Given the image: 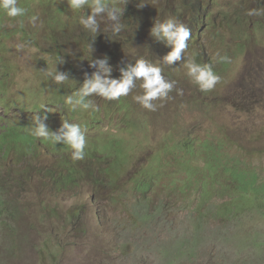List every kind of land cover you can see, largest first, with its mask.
Listing matches in <instances>:
<instances>
[{
  "label": "rangeland",
  "instance_id": "rangeland-1",
  "mask_svg": "<svg viewBox=\"0 0 264 264\" xmlns=\"http://www.w3.org/2000/svg\"><path fill=\"white\" fill-rule=\"evenodd\" d=\"M117 2L125 10L119 34L105 17L93 35L67 0H18L27 5L24 17L0 11V264H264V0H128L129 8L126 0ZM146 5V15L129 13ZM250 9L257 13L249 16ZM32 15L39 16L36 27ZM168 18L188 26L191 37L184 62L157 64L171 50L150 30ZM224 55L230 63L220 62ZM105 56L111 78L144 58L175 86L153 101L155 111L134 99L143 94L142 81L116 100L92 96L96 111H70L66 97L83 85L85 73L96 71L89 60ZM57 57L65 61L57 69L70 73L59 85L41 71L55 69ZM83 57L84 64L75 61ZM189 60L212 66L221 77L214 89L201 91L192 81ZM38 112H46L43 122L53 132L63 118L81 124L84 163L73 161L66 145L29 133ZM135 117L139 124L131 129ZM171 125L180 126L174 142L232 140L236 145L227 143L226 154L248 162L239 169L254 167L260 179L229 181L220 159L212 169L213 159H204L217 149L198 148L197 141L191 145L198 163L185 159L187 151L160 156ZM71 166L83 171L82 179L67 185ZM106 175L121 184L114 187ZM137 184L150 191L136 193ZM208 191H223L210 203L216 218L202 206ZM233 196L234 204L218 209ZM143 202L150 206L144 213Z\"/></svg>",
  "mask_w": 264,
  "mask_h": 264
},
{
  "label": "clouds",
  "instance_id": "clouds-1",
  "mask_svg": "<svg viewBox=\"0 0 264 264\" xmlns=\"http://www.w3.org/2000/svg\"><path fill=\"white\" fill-rule=\"evenodd\" d=\"M127 2L128 0H126L125 3ZM67 4L73 12L80 13L79 24H81L93 35L98 33L100 30L98 18L104 19L106 17L109 21L113 22L111 24V31L113 34H119L125 27L120 22L125 10L119 5L117 0H111V2L110 0H67ZM126 6L129 8L131 3H127ZM142 7L143 6L138 7L134 11H129V13L132 14L133 12H136L140 15H146L147 12H150V8L147 5L145 6V10H142ZM85 9L89 11L86 12L84 11ZM0 11H2L8 18L24 17L27 13V9L18 4V0H0ZM256 13V9H250L248 11L249 16L255 15ZM38 19V15H32L29 17V23H31L33 27H36ZM150 34L158 40L165 42L166 47H164V51L171 50L165 57L161 55L160 61H158L157 64H161V61L169 65L179 60L183 62L185 61L182 54L188 47V41L191 37V30L188 26L174 18H168L163 21L155 20L150 30ZM94 42L95 40L88 45L92 53L94 52ZM219 60L220 62H231V58L227 55L220 56ZM75 61H78L80 64H84L78 59H75ZM64 62V57H57L55 69H42L41 71H43L46 76L54 80L56 84H64L66 81H69L70 73L59 71L57 69V64H63ZM157 64H154L144 58H138L135 60L134 64H129L126 69L122 68L120 70L122 75L119 79H114L111 78L113 68L109 64V57L105 56L103 59L92 58L89 60V66L96 69V71L91 75L85 73L83 85L73 92L71 96L69 95L66 97L65 104L69 106V110L72 112H75L78 109L84 111H96L98 110V107L91 99L92 96H100L107 100H116L121 96H127L132 89L136 87V82L142 81L140 87L143 89V94L134 96V99L145 109L155 111L157 109V105L154 104L153 101L167 98L169 92H171L175 86L174 82L165 79L161 67ZM185 67L187 69L188 76L196 85L199 86L201 91H210L214 89L221 80V77L213 71L211 65H201L196 63L194 60H189L185 64ZM178 92L181 95L183 94L182 90H178ZM119 107H121V105H116L114 108ZM45 108L46 107L43 109ZM122 109L126 110L123 107ZM47 111L49 110L47 109ZM39 113L40 112L32 115L31 123L28 127V131L33 137L50 141L54 146L57 144L66 145L72 149L71 159L73 161L83 160L85 155H88L85 153V130L82 128L81 124L63 118L60 129L57 132H53L43 122L48 118L46 112L43 116ZM128 113H130V110H128ZM99 114L100 112L97 111L94 116L97 117ZM97 124L98 122H96V125ZM138 124L139 122L136 118L135 123L131 122V125H133L131 129ZM95 127L98 128V126ZM123 128L131 130L126 127ZM179 129V125L177 127L171 125L169 129L163 133V136L167 134L176 139L178 137ZM183 141L184 139L182 141L178 140L180 145ZM190 141H197L199 143L202 142L198 139ZM206 142H203V144ZM92 153H95V151L90 152L89 154ZM158 154L162 156L165 155V152L162 150V152ZM214 156L215 153H207L204 159H212ZM184 157L190 163L195 161L198 163L200 160V155L192 160H188L186 155ZM163 160L156 159V161ZM214 189L216 192L217 186H215ZM221 194L215 195V193L209 191L203 199L208 200L209 203H211V201H215L216 199H222ZM190 236L192 237L193 235L191 234ZM198 251L203 253L202 249H198Z\"/></svg>",
  "mask_w": 264,
  "mask_h": 264
},
{
  "label": "trees",
  "instance_id": "trees-1",
  "mask_svg": "<svg viewBox=\"0 0 264 264\" xmlns=\"http://www.w3.org/2000/svg\"><path fill=\"white\" fill-rule=\"evenodd\" d=\"M38 1H41V0H38ZM29 2V1H28ZM27 2V3H28ZM23 7H27V5L23 6ZM81 63H84L86 60L85 57L83 58H80L78 59ZM124 109L126 110H130V108H127L125 106H122ZM164 138V141L166 142L165 143V147H164V152H165V156H168V157H178V155L180 153H182V151H187V154L186 157L188 158V160H192L196 157H198V152L197 150L195 149V147L193 145H191L193 142H191L190 140L188 139H184V141L182 142V144L180 145L179 142H174L175 141V138H173L172 136H169L167 134H165L163 136ZM213 140H209L208 142L204 143V144H200L199 142V147L198 148H202V147H206V150H210V149H217V152L214 156V158H212V164L210 165V169H212L214 166H215V161L216 159H220L222 164H223V168H224V171H225V174L228 178V180H232V179H235L237 180L238 182L239 181H245V179L247 177H250L252 178L253 175L252 174H255L258 179H260V177L257 175V173L255 172V169L254 167H250V169H247V170H241L239 169V166H246L247 167V163L248 162H245L243 159H240L238 157H235V156H230L228 154H226V144L230 142V144H232L233 146L236 145V143H234L232 140H229V142H227L225 139H224V142H222V144H212ZM172 143V146L169 147V145ZM117 147V146H116ZM214 153V152H212ZM94 157H103L104 154H101L100 152H97L95 151V153H92ZM87 155H85V158L83 160H78L76 162H79V163H84L85 160L87 159ZM70 157H66V158H63L64 161H67L69 160ZM229 158V159H228ZM124 162V161H123ZM122 162V163H123ZM248 168V167H247ZM82 170H80L77 166H71V172H70V178H68L66 181H65V184L67 185H70V184H75L77 182H79L82 178ZM254 178V177H253ZM107 180L110 181V183L114 186V187H118L120 184H121V181L122 179H118V178H109L108 175H107ZM124 184V183H123ZM122 184V185H123ZM147 186H145V184L143 186L141 185H135L134 186V191L138 194H147L149 190V188H146ZM208 187V186H207ZM120 190H118L117 192H119ZM208 192H206V194H208ZM231 194L230 193H226V196H230ZM232 196V195H231ZM138 197H142L141 195L138 196ZM2 199L4 201L5 197L2 196ZM235 200H236V197L233 196L230 200H227L225 202V204H221L218 207V209H221L225 206H227L228 204H234L235 203ZM202 206L208 211H210L211 213L212 212V208H211V205L209 203L208 200H202ZM245 207H248V206H245ZM150 208V206L146 203L143 202V213L144 212H147V210ZM17 210V208H16ZM18 212V211H17ZM213 217H215L214 213H213ZM201 219H204V216H202Z\"/></svg>",
  "mask_w": 264,
  "mask_h": 264
}]
</instances>
